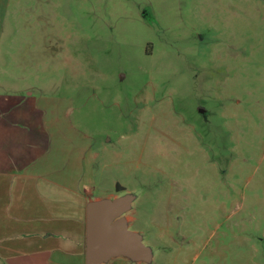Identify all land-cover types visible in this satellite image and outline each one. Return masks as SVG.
Segmentation results:
<instances>
[{
	"label": "rangeland",
	"instance_id": "374dc122",
	"mask_svg": "<svg viewBox=\"0 0 264 264\" xmlns=\"http://www.w3.org/2000/svg\"><path fill=\"white\" fill-rule=\"evenodd\" d=\"M0 70L136 196L143 264H264V0H0Z\"/></svg>",
	"mask_w": 264,
	"mask_h": 264
},
{
	"label": "crops",
	"instance_id": "0c3cea01",
	"mask_svg": "<svg viewBox=\"0 0 264 264\" xmlns=\"http://www.w3.org/2000/svg\"><path fill=\"white\" fill-rule=\"evenodd\" d=\"M23 81L0 70V264H87L89 207L126 191L101 190L93 182L88 149L70 145L69 160L62 164L57 140L59 134L69 136L61 134L57 120L50 124L52 133L41 91L21 86ZM130 211L121 216L129 230L135 223ZM118 258L143 264L124 256L111 259Z\"/></svg>",
	"mask_w": 264,
	"mask_h": 264
},
{
	"label": "water",
	"instance_id": "95a60500",
	"mask_svg": "<svg viewBox=\"0 0 264 264\" xmlns=\"http://www.w3.org/2000/svg\"><path fill=\"white\" fill-rule=\"evenodd\" d=\"M147 18V13L144 14ZM125 190L118 185L117 191ZM133 197L125 195L104 200L89 207L87 216V264H101L112 257L124 256L133 261L148 262L152 253L141 236L128 229L122 214L130 209Z\"/></svg>",
	"mask_w": 264,
	"mask_h": 264
},
{
	"label": "flooded vegetation",
	"instance_id": "af4514ba",
	"mask_svg": "<svg viewBox=\"0 0 264 264\" xmlns=\"http://www.w3.org/2000/svg\"><path fill=\"white\" fill-rule=\"evenodd\" d=\"M146 14V13H145ZM150 16V14H147V18ZM125 190H122L121 193H125Z\"/></svg>",
	"mask_w": 264,
	"mask_h": 264
}]
</instances>
